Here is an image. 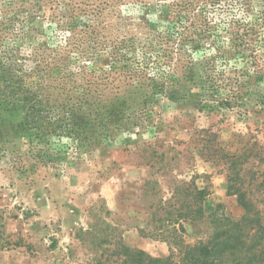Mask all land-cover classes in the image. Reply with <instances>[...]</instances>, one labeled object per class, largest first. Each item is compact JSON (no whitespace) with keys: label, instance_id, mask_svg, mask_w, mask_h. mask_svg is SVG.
<instances>
[{"label":"trees","instance_id":"16d2710c","mask_svg":"<svg viewBox=\"0 0 264 264\" xmlns=\"http://www.w3.org/2000/svg\"><path fill=\"white\" fill-rule=\"evenodd\" d=\"M253 1L0 0V130L13 120L26 141L14 166L61 173L69 157L154 130L164 102L232 107L260 72L264 11L252 20ZM222 157L230 168L240 159ZM189 190L179 214L184 207L192 223L205 219L209 236L187 243L176 235L163 258L124 247L122 264H264V223L247 193L238 199L251 217L235 222L205 217L198 204L208 189ZM22 246L0 238V251Z\"/></svg>","mask_w":264,"mask_h":264},{"label":"rangeland","instance_id":"374dc122","mask_svg":"<svg viewBox=\"0 0 264 264\" xmlns=\"http://www.w3.org/2000/svg\"><path fill=\"white\" fill-rule=\"evenodd\" d=\"M252 5L254 20L264 0ZM258 28L260 72L247 78L232 107L201 110L194 97L183 104L164 102L154 130L69 157L61 173L19 171L15 158L26 141L15 136L13 120H5L0 238L22 239L26 246L0 251V264H122L124 247L167 257L176 235L195 243L211 233L205 219L192 223L184 207L179 214L184 201H192L186 189L193 184L209 191L198 204L205 217H251L238 199L247 193L246 201L255 205L251 215L260 211L264 223V20ZM223 155L240 159L230 168Z\"/></svg>","mask_w":264,"mask_h":264}]
</instances>
